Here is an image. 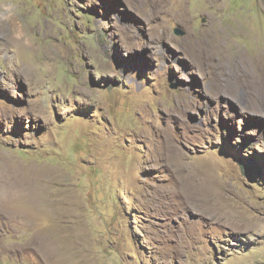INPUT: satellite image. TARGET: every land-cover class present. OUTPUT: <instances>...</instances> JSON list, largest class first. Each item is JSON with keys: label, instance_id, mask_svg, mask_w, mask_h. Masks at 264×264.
Here are the masks:
<instances>
[{"label": "rangeland", "instance_id": "obj_1", "mask_svg": "<svg viewBox=\"0 0 264 264\" xmlns=\"http://www.w3.org/2000/svg\"><path fill=\"white\" fill-rule=\"evenodd\" d=\"M0 4V264H264V0Z\"/></svg>", "mask_w": 264, "mask_h": 264}, {"label": "bare ground", "instance_id": "obj_2", "mask_svg": "<svg viewBox=\"0 0 264 264\" xmlns=\"http://www.w3.org/2000/svg\"><path fill=\"white\" fill-rule=\"evenodd\" d=\"M3 5L4 4H2V5L0 4V11L2 10ZM16 14H18V13H16ZM18 22L19 21H17V19L14 16L12 17L11 15L7 16L5 19H0V40H6L7 43L12 44V45H16L18 47L23 46L25 44V42H24L25 31H24V28L21 27V24H19L20 22L19 23ZM211 44H212L211 48L214 49L216 47V44L214 42H212ZM3 45L5 46V44H3ZM217 48H218V45H217ZM23 53H24V50H23ZM252 60H253L256 67H259V69H264V63L262 64V66H260V62L258 60H255V59H252ZM50 242L52 243V241H49L48 243H46V247L48 248V255L49 256L52 253V246L49 244ZM32 243H33V240H31L30 243H28L26 246L31 245ZM55 248H57V246H55ZM61 252H63V251H61Z\"/></svg>", "mask_w": 264, "mask_h": 264}, {"label": "water", "instance_id": "obj_3", "mask_svg": "<svg viewBox=\"0 0 264 264\" xmlns=\"http://www.w3.org/2000/svg\"><path fill=\"white\" fill-rule=\"evenodd\" d=\"M175 32H176L177 34H179V35H184V34L186 33L185 30L182 29L181 27H177V28L175 29Z\"/></svg>", "mask_w": 264, "mask_h": 264}]
</instances>
